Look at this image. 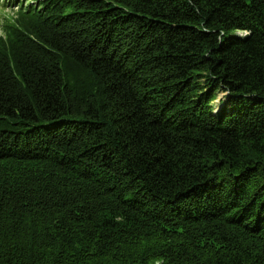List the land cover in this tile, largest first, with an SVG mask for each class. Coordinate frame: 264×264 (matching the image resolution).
<instances>
[{"label":"trees","instance_id":"trees-1","mask_svg":"<svg viewBox=\"0 0 264 264\" xmlns=\"http://www.w3.org/2000/svg\"><path fill=\"white\" fill-rule=\"evenodd\" d=\"M7 2L0 264H264V0Z\"/></svg>","mask_w":264,"mask_h":264},{"label":"rangeland","instance_id":"rangeland-1","mask_svg":"<svg viewBox=\"0 0 264 264\" xmlns=\"http://www.w3.org/2000/svg\"><path fill=\"white\" fill-rule=\"evenodd\" d=\"M22 1H26V0H22ZM9 2H7V6L4 5H0V33L2 31L1 25L3 22L10 20L12 17L16 16V7L13 6H8ZM9 18V19H7ZM238 34H240V32H237ZM223 94L224 93H219V95L217 96L216 99V103L218 104L220 102V100L223 98ZM216 110L218 109V107L215 108ZM157 264V263H156Z\"/></svg>","mask_w":264,"mask_h":264}]
</instances>
